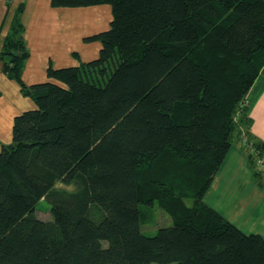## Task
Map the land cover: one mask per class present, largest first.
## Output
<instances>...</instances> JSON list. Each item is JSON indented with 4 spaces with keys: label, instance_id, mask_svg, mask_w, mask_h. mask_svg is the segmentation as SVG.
Segmentation results:
<instances>
[{
    "label": "trees",
    "instance_id": "16d2710c",
    "mask_svg": "<svg viewBox=\"0 0 264 264\" xmlns=\"http://www.w3.org/2000/svg\"><path fill=\"white\" fill-rule=\"evenodd\" d=\"M103 4L110 29L85 39L102 43L99 57L50 66L58 83H23L18 16L5 41L3 70L36 106L15 117L0 152V264H264V238L204 203L249 122L264 0H52ZM240 137L256 169L264 143ZM42 200L50 221L36 216ZM154 204L172 225L149 237L142 207Z\"/></svg>",
    "mask_w": 264,
    "mask_h": 264
},
{
    "label": "crops",
    "instance_id": "0c3cea01",
    "mask_svg": "<svg viewBox=\"0 0 264 264\" xmlns=\"http://www.w3.org/2000/svg\"><path fill=\"white\" fill-rule=\"evenodd\" d=\"M17 16L24 26L29 51L21 72L26 86L58 83L47 75L50 66L76 67L97 59L102 43L85 39L109 30L113 21L108 4L66 8L53 7L52 0H0V57ZM3 69L4 61L0 58V152L12 144L15 117L36 106ZM245 106L249 122L238 125L240 133L205 194L204 203L241 232L264 238V182L256 175L240 140L243 133L252 141L264 143V67L246 97Z\"/></svg>",
    "mask_w": 264,
    "mask_h": 264
},
{
    "label": "rangeland",
    "instance_id": "374dc122",
    "mask_svg": "<svg viewBox=\"0 0 264 264\" xmlns=\"http://www.w3.org/2000/svg\"><path fill=\"white\" fill-rule=\"evenodd\" d=\"M241 144L243 145L246 154L250 153L252 150L255 151L254 149H251L248 147L243 139ZM258 177H262V182H264V174L257 175ZM56 188L61 189V190H73L72 186H66L62 183H59L56 185ZM36 216L43 220V221H50L52 220V215H51V206L45 201L42 200L38 203L36 207ZM142 232L146 236H154L156 232L158 231L159 228L161 227H167L172 225V220L169 217V215L162 209L158 204H154L152 207H142ZM106 246V245H105ZM155 264V263H153Z\"/></svg>",
    "mask_w": 264,
    "mask_h": 264
},
{
    "label": "built area",
    "instance_id": "2783aa9c",
    "mask_svg": "<svg viewBox=\"0 0 264 264\" xmlns=\"http://www.w3.org/2000/svg\"><path fill=\"white\" fill-rule=\"evenodd\" d=\"M244 143L250 147L251 149H253L248 143H247V140L246 139H243ZM254 151L252 150L250 153H253ZM255 170H258L260 171L261 174H264V159L263 158H260L258 156H256V169Z\"/></svg>",
    "mask_w": 264,
    "mask_h": 264
}]
</instances>
